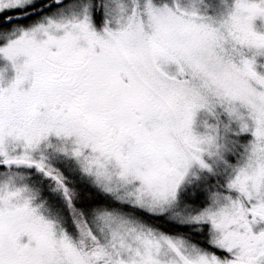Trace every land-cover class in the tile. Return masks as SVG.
<instances>
[{"label":"snow or ice","instance_id":"snow-or-ice-1","mask_svg":"<svg viewBox=\"0 0 264 264\" xmlns=\"http://www.w3.org/2000/svg\"><path fill=\"white\" fill-rule=\"evenodd\" d=\"M0 264H264V0H0Z\"/></svg>","mask_w":264,"mask_h":264}]
</instances>
